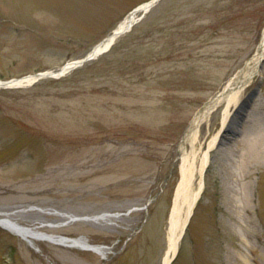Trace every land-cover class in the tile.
<instances>
[{"label":"rangeland","instance_id":"obj_1","mask_svg":"<svg viewBox=\"0 0 264 264\" xmlns=\"http://www.w3.org/2000/svg\"><path fill=\"white\" fill-rule=\"evenodd\" d=\"M150 1L0 0V80L85 58ZM263 31L264 0H160L96 59L0 89V212L108 247L31 246L0 227V264H163L179 143ZM223 109L200 128V148L218 140L173 264H264V63L225 126Z\"/></svg>","mask_w":264,"mask_h":264},{"label":"bare ground","instance_id":"obj_2","mask_svg":"<svg viewBox=\"0 0 264 264\" xmlns=\"http://www.w3.org/2000/svg\"><path fill=\"white\" fill-rule=\"evenodd\" d=\"M135 15L129 16L120 24V28L127 27L131 20ZM113 33L110 34L109 39L104 40L95 46V52H98L100 55L107 52L111 46L113 41ZM264 58V31L261 43L259 44L257 52L251 57V59L247 62L246 66L243 67L240 72L231 78L225 87L219 92L217 95L213 96L210 99V102L207 103L206 106L202 107L195 115L193 120L191 121L185 135L182 137L179 146H178V166L181 171V174L184 178V182L186 183V189L191 194L188 198V203L185 204L187 206L185 217L180 219V210L179 208L183 204L182 202L177 203L173 209L172 215L169 219L168 226V247L166 250V254L164 257L163 264H169L172 257L174 256L177 246L180 243V239L182 233L188 224V221L191 219L192 213L194 214L195 208L197 206V202L199 200V191L202 188V177L204 172L206 171L208 165L210 164L211 157L210 153L212 149L217 145L218 135L214 136L209 143L207 144L206 149H202L199 147L200 143V128L201 125L208 121L211 114L217 110L219 107H224L223 109V126L227 123L231 113L232 108L236 106L243 92L246 90L248 86H250L257 77H259V64L261 59ZM80 60H74L67 63V66L75 65ZM64 68L55 72H63ZM54 72V74H55ZM34 80V77H27L24 79H20L13 83L14 86H24L25 84H29ZM209 101V100H208ZM196 177H199L198 188L197 190L193 189V181ZM194 194L193 201L190 203L189 199ZM21 210H15L6 215L0 216V223L3 227H6L10 232L18 235L27 241L31 246L35 245V241L38 238L42 237L41 230L38 228H33L34 226H26L31 227V230H22L19 229L14 223L20 224L13 216L18 214ZM102 258H105V255H101Z\"/></svg>","mask_w":264,"mask_h":264},{"label":"water","instance_id":"obj_3","mask_svg":"<svg viewBox=\"0 0 264 264\" xmlns=\"http://www.w3.org/2000/svg\"><path fill=\"white\" fill-rule=\"evenodd\" d=\"M159 1L160 0H153V1H150V2L140 6L139 8L135 9L130 14V16L136 15V13L138 11H144V12L149 11ZM134 22H135V17L131 20L130 24L127 27H125V28H120V26L117 27V29L113 32V37L114 38H113L112 43L116 40L117 37H119L120 35L128 32V31H130L132 29V27H133ZM107 39H109V38H107ZM98 55H99V53L95 52V48H94L93 51L91 53H89V55L86 58H84L83 60L77 62L75 65H72V66L65 65L64 67H62V68H64L63 72H55V74H54V72L48 71V72H44V73H37L35 75H29V76H26V77H23V78H15V79L7 80V81H0V89L13 88V87H22V86H14L13 83H15L16 81H18L20 79H24V78H27V77H34V80L31 83H29V84H25L24 86L31 85V84L35 83L36 81H38L39 79H42L44 77H54V78L61 77V76L65 75V74L69 73L73 69L81 66L86 61L94 59ZM263 63H264V58H262L261 61H260L259 71H260L261 66H262ZM209 102H210V100L207 101L204 106H206L207 103H209ZM201 192H202V189L200 190V194H201ZM190 194H191V191L189 192L186 189V183L184 182V178H183V176L181 174L180 181H179V183L177 185V188H176V191H175L173 209H174V207L176 205V201H177V203H180V202L183 203L181 205V207L179 208V210H181L182 206H184L185 204L188 203V201H187L188 198H186V197L187 196L189 197ZM193 198H194V194H192V197L189 199L190 203L193 201ZM148 204H147V206H148ZM147 206L145 207V209H147ZM173 209H172V212H173ZM62 216L68 217L66 215H62ZM115 216H117V215H102V216H97V217H94V218H89V217H81V218L74 217V218H71V217H69V222L70 221H76V220H96V219H99V218H108V217H115ZM14 224L17 227H19V229H22L23 231L26 230V229L27 230H31L32 229L31 227L22 226V225H19L17 223H14ZM186 228H187V225H186V227H185V229H184V231L182 233L181 239L183 238V236H184V234L186 232ZM40 233H42V236L44 237L43 239H45V240H47L49 242H52L54 244L62 245V246L79 247V248H82V249H85V250L93 251V252L98 253V254H104L106 249H107V247H105V246L92 245V244L89 243V241L86 238H83V237L70 238V237H66V236H62V235H56V234H50V233H46V232H40ZM177 252H178V246H177V250H176L175 255L177 254ZM174 257H173V259H174Z\"/></svg>","mask_w":264,"mask_h":264}]
</instances>
